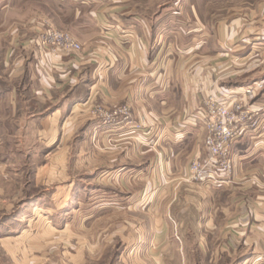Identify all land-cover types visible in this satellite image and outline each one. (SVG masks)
<instances>
[{"label": "crops", "instance_id": "0c3cea01", "mask_svg": "<svg viewBox=\"0 0 264 264\" xmlns=\"http://www.w3.org/2000/svg\"><path fill=\"white\" fill-rule=\"evenodd\" d=\"M152 2L0 0V123L10 118L24 127L46 122L49 141L53 127L60 120L66 126L70 114L85 109V102L104 104L112 112L127 104L134 117L148 121L150 130L122 135L120 124L110 127L114 133L110 137H128L136 144L135 156L147 164L148 174L160 169L156 189L163 196L190 187V198L198 197L206 205L204 213L196 212L199 218H216L208 209L219 199L222 218H236L238 243L263 260L264 90L250 101L241 94L249 84H264V46H253L252 54L245 56L240 50L233 52L227 42L213 45L205 24L187 22L181 8L160 11L159 5H149ZM42 21L70 32L82 51L59 55L40 51ZM247 60L253 61L249 83L250 72L239 68ZM233 64L238 66L234 69ZM208 94L227 102L242 100L261 120L257 129H248L235 142L234 175L220 186L196 184L189 178L191 162L207 156L206 131L197 115ZM37 101L46 105L42 116L32 108ZM4 174L0 166V181ZM4 195L0 188V206ZM2 223L1 247L19 243L23 232L7 237Z\"/></svg>", "mask_w": 264, "mask_h": 264}, {"label": "rangeland", "instance_id": "374dc122", "mask_svg": "<svg viewBox=\"0 0 264 264\" xmlns=\"http://www.w3.org/2000/svg\"><path fill=\"white\" fill-rule=\"evenodd\" d=\"M152 1L153 8H181L187 22L205 24L213 45L227 42L233 52L240 50L245 56L252 54L253 46H264V0ZM41 25L39 39L49 30L69 33L75 39L47 21ZM38 49L56 55L68 53L41 43ZM252 66V60L239 66L250 72L248 83ZM256 84L245 86L244 91ZM263 90L264 84L255 95H241L250 101ZM209 97L219 98L208 94L202 103ZM35 106L38 115L46 113L42 101ZM82 106L85 109L70 114L66 126L62 120L56 122L49 141L46 122L37 120L24 127L10 118L0 123L4 148L0 166L5 168L0 181L5 193L0 206L2 232L7 237L23 232L19 243L0 245V264L264 263L252 249L238 243L236 218H222L219 199L208 209L216 212V218H199L196 212L204 213L206 205L198 197L190 198V187L163 196L156 189L160 169L148 174L147 164L135 156L136 144L128 137H110L114 134L110 127L120 124L122 135L148 132L147 120L134 117L127 104L116 108L118 114L101 103ZM224 242L229 243L228 248Z\"/></svg>", "mask_w": 264, "mask_h": 264}, {"label": "built area", "instance_id": "2783aa9c", "mask_svg": "<svg viewBox=\"0 0 264 264\" xmlns=\"http://www.w3.org/2000/svg\"><path fill=\"white\" fill-rule=\"evenodd\" d=\"M41 46L54 51H80L81 45L69 34L49 30L40 39ZM263 89V84L249 87L243 93L255 95ZM116 114H118L116 112ZM205 131V159H194L190 165L191 181L201 185L220 186L234 175L232 149L235 142L248 129H257L261 120L243 101L225 102L216 97L205 99L198 112Z\"/></svg>", "mask_w": 264, "mask_h": 264}]
</instances>
